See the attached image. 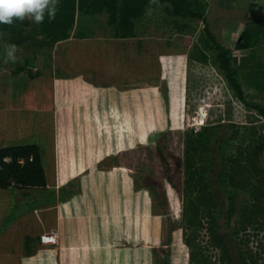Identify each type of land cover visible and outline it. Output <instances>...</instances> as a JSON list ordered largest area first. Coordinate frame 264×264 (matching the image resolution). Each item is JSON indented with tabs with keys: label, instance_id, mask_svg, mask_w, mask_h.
I'll list each match as a JSON object with an SVG mask.
<instances>
[{
	"label": "rangeland",
	"instance_id": "obj_1",
	"mask_svg": "<svg viewBox=\"0 0 264 264\" xmlns=\"http://www.w3.org/2000/svg\"><path fill=\"white\" fill-rule=\"evenodd\" d=\"M196 2L204 14L203 21L171 17L167 4L144 9L135 21V38L123 40L128 57L111 71L114 79L111 84L94 82L90 70H78L72 45L32 46L33 49L20 48L17 52L31 56L32 66H38L41 74L55 72L60 90L79 94H73L77 100L73 109L63 108L58 113V127L54 120L52 127L32 126L35 118L28 122L26 114L19 110L0 114V144L38 139L44 146L52 130V134L76 140L74 154L91 153L96 148L104 152L106 157L100 164L82 165L85 177L101 172L102 167L109 170L112 165L119 172L128 173L121 176L124 181L131 178L132 186L125 187L127 191H135L137 199L132 202L130 214L120 219L119 231L127 239L121 238L118 243L116 240L114 245L132 252L115 254V264H188L187 240L206 257L207 264H222L220 251L210 244L205 220L199 219L190 229L182 223L188 200L183 171L185 137L206 124H223L221 139H228L232 130L226 126L235 125L237 139L227 147L232 151L242 140V131L264 136V118L234 97L217 68L214 45L206 38L203 26L216 43L229 50L230 65L245 101L261 106H264V30L260 26L250 30L251 50L236 54L234 39L227 34L229 30H222L221 40L216 37L215 32L220 34L219 18L207 12L217 1ZM219 15L225 20L223 11ZM73 32L77 36L96 35L105 39H111L113 34L104 16L82 14L76 15ZM27 73L28 70L16 73L8 65L0 68V104L24 86L29 80ZM76 144H82L81 148ZM159 146L165 164L156 153ZM260 160L264 164V154ZM18 191H0L4 195L0 201H7L6 210L0 213V223L18 210L13 205L19 199ZM210 191L219 210L218 231L235 244L229 242V256L238 264L239 249L247 264H264V228L249 226L230 238L235 216L226 221L222 192L213 184ZM247 200H250L248 193L239 194L236 204L239 207Z\"/></svg>",
	"mask_w": 264,
	"mask_h": 264
},
{
	"label": "crops",
	"instance_id": "obj_2",
	"mask_svg": "<svg viewBox=\"0 0 264 264\" xmlns=\"http://www.w3.org/2000/svg\"><path fill=\"white\" fill-rule=\"evenodd\" d=\"M216 1V6H209L207 12L219 18L220 35L223 34L222 30L228 29L227 34L235 41L243 29L250 32L260 26L264 30V0ZM222 11L225 20L219 15ZM55 44L74 46L71 52L78 62L77 69L90 70L92 80L103 84L114 82L113 69L122 65L128 57L123 40L114 38L77 36L71 31L68 39ZM245 51L236 50V54ZM38 68L35 65L29 68L30 81L10 99L5 97L4 103L9 106L0 104V114L19 110L21 114H26L28 122L35 118V121H31L32 126L52 127L54 120L55 127H58V113L63 108L73 109L77 102L73 94L78 96L79 92L60 90L55 72L43 75ZM67 89L74 90L70 87ZM49 133L51 135L47 136L44 146L38 139L14 143L33 144L38 148L45 187L18 191L19 199L13 204L18 210L0 223V264H115V254L128 252L127 255H130L132 252L114 245L116 240L118 243L121 238L127 239L119 231V224L121 218L130 214V207L134 206L132 202L137 199L136 192L127 191L125 187L132 186L131 178L124 181L121 174L128 173L119 172V168L113 165L109 170L102 167L101 172L85 177L82 165L85 162H88V167L100 164L106 157L104 152L96 148L91 153L74 154L75 139L52 134V130ZM14 144H0V148ZM81 145H77V148H81ZM16 190L10 189L11 192ZM30 190L33 191L27 193ZM0 191L5 193L8 190ZM3 196L0 193V198ZM30 201L35 203H27ZM6 202V199L0 201V213L6 210ZM24 237L34 239L29 246L31 254L28 255L24 254L22 247Z\"/></svg>",
	"mask_w": 264,
	"mask_h": 264
},
{
	"label": "trees",
	"instance_id": "obj_3",
	"mask_svg": "<svg viewBox=\"0 0 264 264\" xmlns=\"http://www.w3.org/2000/svg\"><path fill=\"white\" fill-rule=\"evenodd\" d=\"M162 4L169 6L171 17L204 20V14L196 0H155V2L153 0H59L53 20H49L46 16L41 24L28 19L23 22L15 21L11 26L0 24V68L8 65L14 67L16 73L28 70L27 76L30 79L29 68L32 67L33 58L17 53L15 63H5L6 46L15 44L19 49L24 48V50L42 46L52 47L53 44L70 37L77 14L91 17L104 16L106 24L113 30L111 38L125 40L135 38V21L140 18L144 9H154ZM203 29L206 38L214 45L217 68L223 73L234 97L246 108L254 110L259 117L264 118V106L245 101L230 65L229 50L215 42L214 36L209 33L205 25ZM212 30H215L213 26ZM215 33L220 39V34ZM249 37V31L243 29L235 39L233 49L251 48ZM226 127L232 130L228 139H221L225 130L223 124H206L195 132L190 131L185 137L183 171L184 190L188 194V200L184 206L182 223L190 229L199 219H204L210 244L221 253L220 262L235 264L233 258L229 256V242L235 244L233 239H227L226 235L218 231L219 210L210 189L213 184L224 196V219L228 221L235 216L234 231L229 234L230 238H235L236 232L243 231L249 226L264 228V164L260 160L264 154V136L258 133L250 135L242 131L244 134L242 140L231 151L227 147L233 142L232 140L236 141L238 127L235 125ZM156 153L161 163L165 164L161 146L157 148ZM44 187L45 177L39 151L35 145L22 144L0 148V190ZM245 193L249 194L250 200L238 207L237 197ZM32 242L34 239L23 238L24 254H31L29 246ZM185 242L190 249L188 264H207L206 257L195 251L188 240ZM237 251L238 264H247L239 249Z\"/></svg>",
	"mask_w": 264,
	"mask_h": 264
},
{
	"label": "clouds",
	"instance_id": "obj_4",
	"mask_svg": "<svg viewBox=\"0 0 264 264\" xmlns=\"http://www.w3.org/2000/svg\"><path fill=\"white\" fill-rule=\"evenodd\" d=\"M58 4L59 0H0V24L11 26L15 21L23 22L25 19L41 24L46 16L49 20H53ZM18 51L17 45H7L5 63H15Z\"/></svg>",
	"mask_w": 264,
	"mask_h": 264
}]
</instances>
